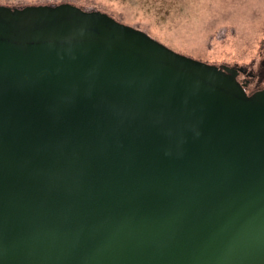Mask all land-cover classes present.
I'll return each mask as SVG.
<instances>
[{"label":"water","instance_id":"95a60500","mask_svg":"<svg viewBox=\"0 0 264 264\" xmlns=\"http://www.w3.org/2000/svg\"><path fill=\"white\" fill-rule=\"evenodd\" d=\"M241 70L0 4V264H264V86Z\"/></svg>","mask_w":264,"mask_h":264},{"label":"rangeland","instance_id":"374dc122","mask_svg":"<svg viewBox=\"0 0 264 264\" xmlns=\"http://www.w3.org/2000/svg\"><path fill=\"white\" fill-rule=\"evenodd\" d=\"M59 2L106 12L192 58L246 68L255 87L264 85V0H0Z\"/></svg>","mask_w":264,"mask_h":264},{"label":"flooded vegetation","instance_id":"af4514ba","mask_svg":"<svg viewBox=\"0 0 264 264\" xmlns=\"http://www.w3.org/2000/svg\"><path fill=\"white\" fill-rule=\"evenodd\" d=\"M255 75L252 74V72H249L246 68H242L241 71H239L238 75H237V78L239 81L241 82H246V81H249V80H254ZM264 86V85H263ZM263 86H258V87H255V80L253 81V84H252V87H248L246 89L247 92H251L253 90H256L258 88H261Z\"/></svg>","mask_w":264,"mask_h":264},{"label":"trees","instance_id":"16d2710c","mask_svg":"<svg viewBox=\"0 0 264 264\" xmlns=\"http://www.w3.org/2000/svg\"><path fill=\"white\" fill-rule=\"evenodd\" d=\"M49 4H55V3H49ZM85 9H88V10H90V9H93V8H85Z\"/></svg>","mask_w":264,"mask_h":264}]
</instances>
